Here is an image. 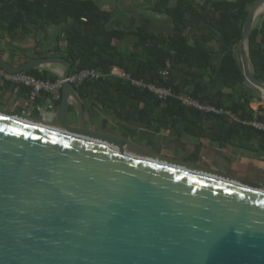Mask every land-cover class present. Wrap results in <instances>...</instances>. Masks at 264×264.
<instances>
[{"label":"water","instance_id":"1","mask_svg":"<svg viewBox=\"0 0 264 264\" xmlns=\"http://www.w3.org/2000/svg\"><path fill=\"white\" fill-rule=\"evenodd\" d=\"M263 8L248 10L237 59L264 100L249 59ZM52 65L63 85L51 122L0 111V264H264L262 188L97 130L67 60L13 68L0 56L8 72Z\"/></svg>","mask_w":264,"mask_h":264},{"label":"trees","instance_id":"2","mask_svg":"<svg viewBox=\"0 0 264 264\" xmlns=\"http://www.w3.org/2000/svg\"><path fill=\"white\" fill-rule=\"evenodd\" d=\"M0 1L8 20L45 25L71 21L70 34L57 48L71 65L70 75L85 69L103 75L75 88L80 101L91 90L108 110L136 124L227 146L239 155L256 148L264 151V134L250 127L184 108L174 97L158 101L148 91L110 76L112 69H119L146 83L167 86L175 96L188 95L201 104L230 110L242 121H264V107L253 111L250 106L259 95L243 85L237 59L245 18L257 0H156L150 10L166 17L165 35L152 30L148 21L133 31L111 28L113 12L94 0ZM127 40L132 43L129 51L114 44ZM249 59L253 75L264 80V18L251 30ZM166 63L171 68L169 80L163 82L159 72ZM28 73L38 79H57L47 71Z\"/></svg>","mask_w":264,"mask_h":264},{"label":"crops","instance_id":"3","mask_svg":"<svg viewBox=\"0 0 264 264\" xmlns=\"http://www.w3.org/2000/svg\"><path fill=\"white\" fill-rule=\"evenodd\" d=\"M105 11H112L114 16L110 22V27L118 30L133 31L138 26L142 25L144 21H148L151 29L165 35L168 31H163L160 26L166 23L164 15L156 14L151 11V7L156 0H127L126 2H119V0H110L112 4L109 6L106 1L94 0ZM140 9V10H139ZM139 10V11H137ZM137 11V13H136ZM70 24L68 21L62 25H45L29 24L17 20L5 19L2 15V3L0 1V56L11 67L20 68L26 63L44 57H60L63 58L61 52L57 48L63 47L66 37L70 34ZM148 25V24H147ZM114 44L124 45L128 51L131 50L132 43L130 40ZM64 59V58H63ZM39 73L47 71L57 79H61L62 68L56 65L45 66L35 69ZM32 71V70H31ZM28 72V71H27ZM86 118H91L94 126H100L97 130H117L123 134L136 135L137 138L145 142L154 144L155 147H163L165 141L179 144L186 148H196L200 151L201 160L210 161L214 157V153L225 156L227 160L233 162V167L239 171L242 166V180L249 179L255 182L260 188L264 190V151L255 149L253 151H242V157L237 153H233L232 157L223 154V149L227 146L219 145L210 141L205 143L197 142L184 134L172 130H163L136 124L127 118L112 113L108 110L102 98L88 91L85 100L81 101ZM58 104L54 106L49 102L48 95L41 94L35 105L30 104L28 100V91L23 87H14L8 82L0 79V111L13 115L28 116L42 122H51L57 112ZM40 107L48 115V119L36 110ZM72 107V106H71ZM260 107H264V103ZM107 115H113L115 121L108 119ZM52 117V118H51ZM68 117L73 121L74 110L68 112ZM99 125H98V123ZM159 130V134L156 131ZM158 135L162 139H158ZM171 135L176 136L177 140H171ZM186 140H194L195 142L188 143ZM201 145V147H200ZM209 152V153H206ZM202 156L204 158H202ZM197 157V159H199ZM238 179L235 176H230Z\"/></svg>","mask_w":264,"mask_h":264},{"label":"built area","instance_id":"4","mask_svg":"<svg viewBox=\"0 0 264 264\" xmlns=\"http://www.w3.org/2000/svg\"><path fill=\"white\" fill-rule=\"evenodd\" d=\"M170 68V63H166L165 67L159 72L160 78L163 82H167L169 80ZM110 76L124 80L136 89L148 91L149 93L154 95L158 101L164 102L168 98L174 97L184 108L191 109L205 115L224 116L228 118L230 123L245 125L256 132L264 134V121H259L256 118L248 121H242L237 118L230 110L218 108L209 104H201L196 99L188 95L180 94L178 96H175L172 90L167 86H158L153 83H146L143 80L135 79L131 74L123 72L119 69H112L110 72ZM100 77H103V75L99 72L93 69H85L69 75L67 81L76 88L81 86L88 80H97ZM0 79L10 83L16 88H25L28 91V100L32 105H35L38 97L41 94L48 95L49 102L53 106L60 102L61 90L63 85V81L61 79H56L54 81L50 79L43 80L36 78L28 72H8L2 68H0ZM252 103L256 107L255 110H253V108L252 110L257 111L261 104L264 103V100L259 97V101L255 99ZM36 110L43 116H45L46 119H48V115L44 111H42L40 107H36Z\"/></svg>","mask_w":264,"mask_h":264},{"label":"flooded vegetation","instance_id":"5","mask_svg":"<svg viewBox=\"0 0 264 264\" xmlns=\"http://www.w3.org/2000/svg\"><path fill=\"white\" fill-rule=\"evenodd\" d=\"M105 131H109V132L118 134L120 136H123L125 138H128L129 140H131V141H133V142H135L141 146L147 147L148 149H151L152 151H154L160 155H163L165 157H168V158H171V159H174L177 161H182V162L190 163V164H195V163H197V161H203V160H201V158H199V157H201V155H200V151L198 150V147H196V148L193 147L190 149V148H186V147L182 146V144L179 145V144H175V143L171 142L170 144L165 145V146L170 145L172 152H177L174 156H171L170 154H167V152H165V153L163 152L164 151L163 147L160 149V152H158L157 149L155 148V146L153 147V145L150 144V142L147 143V142L143 141L142 139L137 138L136 135L132 136V135H128V134H123L117 130H105ZM200 147H201V145H200ZM206 153H209V152H206ZM213 156H215V158L211 157L209 162H208L209 158H208V160L203 161L204 165H201V167L210 169L209 167L218 161L219 167L222 169V170H220L221 172H219V173H223V174L227 173L226 172L227 166H232L233 162L231 160H227L225 158V156L220 155L218 153L217 154L214 153ZM197 157L199 159H197ZM202 158H204V157L202 156ZM238 175L242 176V166L240 167L239 171H237V177H239ZM239 178H241V177H239Z\"/></svg>","mask_w":264,"mask_h":264},{"label":"rangeland","instance_id":"6","mask_svg":"<svg viewBox=\"0 0 264 264\" xmlns=\"http://www.w3.org/2000/svg\"><path fill=\"white\" fill-rule=\"evenodd\" d=\"M100 1V4H101V0H99ZM104 1H106V4L107 5H111L112 4V2L110 1V0H104ZM127 0H119V2H126ZM140 10V9H139ZM139 10H137V11H139ZM137 11H136V13H137ZM264 18V12L263 13H261L257 18H256V20H255V22H254V25H256L257 23H259L262 19ZM166 25V24H165ZM253 25V26H254ZM160 28L163 30V31H165V30H167V27L166 26H164V25H161L160 26ZM259 95H260V93L259 92H257ZM263 104V103H262ZM251 108H253V110H255V105L253 104V103H251ZM108 116V119H110V120H113V121H115L114 119H115V117H113V115H107ZM69 121L71 122L72 120H71V118H69ZM98 123V122H97ZM98 125H99V123H98ZM96 128H101L102 129V127H100V126H95ZM179 132H176L175 134H178ZM156 134H159V130L158 131H156ZM162 139L163 137L162 136H160V135H158V139ZM171 140L173 141V140H177L176 139V136H172L171 135ZM185 141L186 142H188V143H192V142H195L194 140H191V139H189V140H186L185 139ZM205 142H207L206 140H203L202 141V143H205ZM171 142H169L168 140L167 141H165V143L164 144H162V146H163V148H164V153L165 152H167V154H170L171 156H174L177 152H172V150H171V147H170V145H167V146H165L166 144H170ZM153 145V147L155 146L154 144H152ZM156 149H157V151L158 152H160V149H161V147H159V146H157L156 145V147H155ZM170 149V150H169ZM223 151V154L224 155H227V156H229V157H232V154L233 153H235L236 151L234 150V149H231V148H228V147H226L225 149H223L222 150ZM239 155V154H238ZM240 157H242V155L240 154L239 155ZM190 164V163H189ZM192 165H194V166H196V167H200V168H203V167H201V165H204V162L203 161H197V163H195V164H192ZM211 170H214V171H217V172H221L220 170H222L220 167H219V162L217 161L215 164H213L212 166H210L209 167ZM205 169H208V168H205ZM226 172L227 173H225V175H227V176H235V177H237V168L236 167H233V166H227V169H226ZM239 177H241L242 178V176H240V175H238ZM239 177H237L238 179H240V180H242L241 178H239Z\"/></svg>","mask_w":264,"mask_h":264},{"label":"bare ground","instance_id":"7","mask_svg":"<svg viewBox=\"0 0 264 264\" xmlns=\"http://www.w3.org/2000/svg\"><path fill=\"white\" fill-rule=\"evenodd\" d=\"M264 12V8L262 9V12L261 13H263Z\"/></svg>","mask_w":264,"mask_h":264}]
</instances>
